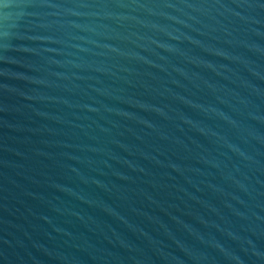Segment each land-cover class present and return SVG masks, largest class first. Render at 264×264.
I'll return each mask as SVG.
<instances>
[{"label": "water", "instance_id": "95a60500", "mask_svg": "<svg viewBox=\"0 0 264 264\" xmlns=\"http://www.w3.org/2000/svg\"><path fill=\"white\" fill-rule=\"evenodd\" d=\"M0 264H264V0H0Z\"/></svg>", "mask_w": 264, "mask_h": 264}]
</instances>
